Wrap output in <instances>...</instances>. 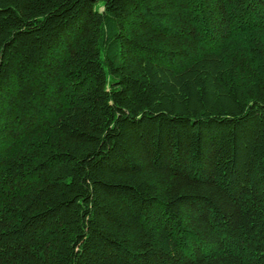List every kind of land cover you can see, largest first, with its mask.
I'll use <instances>...</instances> for the list:
<instances>
[{
  "label": "trees",
  "instance_id": "obj_1",
  "mask_svg": "<svg viewBox=\"0 0 264 264\" xmlns=\"http://www.w3.org/2000/svg\"><path fill=\"white\" fill-rule=\"evenodd\" d=\"M0 264H264V0H0Z\"/></svg>",
  "mask_w": 264,
  "mask_h": 264
}]
</instances>
